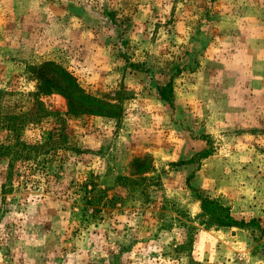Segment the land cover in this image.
Wrapping results in <instances>:
<instances>
[{
  "label": "rangeland",
  "instance_id": "1",
  "mask_svg": "<svg viewBox=\"0 0 264 264\" xmlns=\"http://www.w3.org/2000/svg\"><path fill=\"white\" fill-rule=\"evenodd\" d=\"M0 264H264V0H0Z\"/></svg>",
  "mask_w": 264,
  "mask_h": 264
},
{
  "label": "trees",
  "instance_id": "2",
  "mask_svg": "<svg viewBox=\"0 0 264 264\" xmlns=\"http://www.w3.org/2000/svg\"><path fill=\"white\" fill-rule=\"evenodd\" d=\"M31 73L33 76L32 80H35L34 91L31 93V97L35 99L39 107V115H41L40 121L43 118L49 117L50 114L43 108V104L39 101V98L41 95H49L52 93H57L64 97L66 101V111L64 114L67 116L77 117L81 115H94L117 118L121 113V109L118 105L85 93L73 74L54 61H46L33 66L31 68ZM166 93V88H161L160 96L168 100ZM30 115L32 116L33 113ZM19 117L20 116H13L8 119L16 120ZM34 119L35 117H32L30 123L35 124L36 122ZM8 126L14 128L13 124ZM145 161H147V158L136 159L134 162L135 167L140 168L145 164ZM147 171V167L146 169L145 167L141 169V172ZM201 209L204 214L208 215L209 222L218 227H245L250 225L243 220L239 221L234 219L230 210L215 200L202 198Z\"/></svg>",
  "mask_w": 264,
  "mask_h": 264
}]
</instances>
